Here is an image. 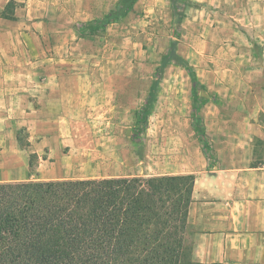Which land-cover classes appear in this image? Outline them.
Returning <instances> with one entry per match:
<instances>
[{
	"label": "rangeland",
	"instance_id": "obj_1",
	"mask_svg": "<svg viewBox=\"0 0 264 264\" xmlns=\"http://www.w3.org/2000/svg\"><path fill=\"white\" fill-rule=\"evenodd\" d=\"M14 1L16 18L0 17V49H13L0 58L17 61L34 91L0 122L18 139L0 147V182L193 174L207 158L194 111L226 152L250 125L264 132V0H133L105 29L92 24L123 0ZM187 65L208 99L196 110ZM34 107L58 132L44 147L24 111ZM262 137L254 155L264 160Z\"/></svg>",
	"mask_w": 264,
	"mask_h": 264
},
{
	"label": "trees",
	"instance_id": "obj_2",
	"mask_svg": "<svg viewBox=\"0 0 264 264\" xmlns=\"http://www.w3.org/2000/svg\"><path fill=\"white\" fill-rule=\"evenodd\" d=\"M123 0L96 19L105 29L132 8ZM9 0L0 17L15 19ZM194 109L207 103L192 66ZM152 92L136 112L140 133ZM193 128L212 157L206 126ZM142 126V127H141ZM195 174L0 182V264H191L188 240Z\"/></svg>",
	"mask_w": 264,
	"mask_h": 264
},
{
	"label": "crops",
	"instance_id": "obj_3",
	"mask_svg": "<svg viewBox=\"0 0 264 264\" xmlns=\"http://www.w3.org/2000/svg\"><path fill=\"white\" fill-rule=\"evenodd\" d=\"M5 2L0 0V7ZM5 48L0 50L13 49ZM17 64L13 59L0 58V122L9 121L14 111H21V101H26L21 92L34 91V84L19 81ZM24 111H34L28 112L27 117L38 147L56 138L58 132L53 135L48 129L54 122L40 117L41 108ZM252 125L237 148L229 146L226 152L217 131L206 123L214 157H205L203 169L192 171L196 179L188 231L191 264H264V160L254 155V139L263 138L264 132L260 126ZM217 129L228 131L227 126ZM5 131L0 126V147L9 141L17 145L13 130H8L9 139Z\"/></svg>",
	"mask_w": 264,
	"mask_h": 264
}]
</instances>
